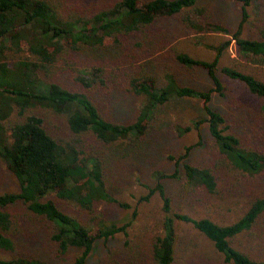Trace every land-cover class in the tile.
Segmentation results:
<instances>
[{
    "label": "trees",
    "instance_id": "obj_1",
    "mask_svg": "<svg viewBox=\"0 0 264 264\" xmlns=\"http://www.w3.org/2000/svg\"><path fill=\"white\" fill-rule=\"evenodd\" d=\"M197 1L116 0L94 13H85L76 8L75 12L69 8L63 10L64 0H0V160L19 183L18 192L0 194V251L12 253L15 250L18 228L11 208L16 205H24L30 215L50 226V240L59 255L71 249L80 251L71 264H85L97 240L107 241L118 233L126 236L128 224L90 227L66 213L50 198L86 212L93 211L101 203L127 208L107 188L105 174L112 170L111 159H115L117 167L119 148L124 151L129 144L142 145L154 129L153 122L159 110L168 108L175 99L199 101L205 119L195 122L194 127L206 123L213 146L229 169L253 177L264 171V153L259 151L258 145L248 144L257 130L250 137L238 134L223 114L210 106L212 94H223L224 90L218 75L223 46L216 49L213 60L206 61L185 52H174L169 48L175 39L173 34L169 36L167 30L159 33L153 30L154 22L159 18L180 16L191 10L201 14L196 8ZM236 1L245 7L250 0ZM243 17H247L244 8ZM203 20L202 14L199 20L185 19L190 28L229 34L219 25L203 26ZM109 40L120 50L134 40L133 44L142 49L141 57L145 58L164 60L173 52L172 65L205 71L212 88L201 90L181 86L171 73L165 74L164 83L159 84L156 76L147 74L144 66L139 69L137 64L127 75V80L131 92L142 100V104L132 122L111 121L104 116L100 99L92 89L101 86L103 93L110 92L111 86H106L103 80L105 63L122 57H125L122 61L127 62L133 56L122 52L121 56L115 57L113 51L103 59L101 51L107 49ZM233 40L241 56L264 59V31L260 37L249 39L238 30L233 34ZM23 51L33 60L24 56L15 60V56H11ZM64 57L72 58L68 62L77 90L44 80L51 77L52 68ZM220 72L259 98L260 111L264 115V81L230 67H224ZM176 128L179 135L191 130V127ZM191 148L188 146L183 155L169 159L179 165L187 159ZM182 167L181 185L185 192L217 193L218 176L213 169L187 162ZM176 176V173L158 172L153 175L152 187L143 184L147 193L139 201L148 202L157 195L164 214L162 234L154 236L152 244V264H176V223L191 225L212 243L225 264H264V259L255 260L232 246L237 237L251 234L263 217L264 197L256 196L243 215L230 224L221 225L206 217L197 219L173 211L163 182ZM204 259L205 256L192 254L185 264H202ZM0 264L49 263L20 256L0 259Z\"/></svg>",
    "mask_w": 264,
    "mask_h": 264
},
{
    "label": "rangeland",
    "instance_id": "obj_2",
    "mask_svg": "<svg viewBox=\"0 0 264 264\" xmlns=\"http://www.w3.org/2000/svg\"><path fill=\"white\" fill-rule=\"evenodd\" d=\"M115 1L64 0L63 10L68 11L69 8L75 12L76 8L84 10L85 13H94ZM55 2L53 1L54 4ZM196 8L205 17V21H202L203 26L219 25L227 29L229 34L212 32L208 28L207 31H199L188 27L185 21L187 17L201 19V14L192 10L183 12L180 16L159 18L154 22L153 30H157L156 33L167 30L169 36L173 34L175 39L171 41L169 48H173L174 52H185L191 57L206 61L213 60L217 53L216 49L223 46L218 63V75L224 90L223 94H212L210 106L221 112L238 134L250 137L253 131L257 130L248 144L258 145L259 151L264 153V115L260 111L261 100L251 95L241 83L228 79L220 72V69L230 67L264 81V59L241 56L233 40V34L238 30L244 38L260 37L264 31V0H250L249 5L245 7L242 2L236 0H198ZM243 8L247 14L246 19L243 17ZM133 42L134 40L120 50L109 40L106 43L107 49L101 51L103 59L113 51L115 57L122 52L133 56L127 62L122 61L125 58L122 57L115 58V62L105 63L106 77L103 80L106 86H111L110 92L103 93L104 87L100 85V89L97 86L92 89L98 95L101 109L107 119L123 124L135 119L142 100L131 92L127 75L134 71L133 68L137 64L140 66L139 69L144 66L147 74L156 76L159 84L164 83L165 74L171 73L181 86L201 90L212 88L205 71L172 65L170 58L173 52L164 60H156V57L145 58L141 57L142 49L136 47ZM225 44L227 45L224 46ZM27 53L23 51L11 56H15V60L23 56L33 60ZM70 59L72 58L64 57L52 68L50 78H41L59 83L67 89L77 90L78 86L68 62ZM204 119L205 114L198 100L175 99L168 108L159 110L153 122L154 129L142 141V145L129 144L124 151L119 148L120 154L116 156L117 167L115 159H111L112 170L107 171L105 176L110 194L127 208H122L118 204L101 203L93 211L86 212L61 204L54 197L50 198L66 213L90 227L110 223H116L118 226L128 224L126 236L118 233L107 241L97 240L85 264H152L151 249L154 236L162 234L164 218L162 201L157 195L148 202L139 200L147 193L143 184L151 187L154 185L155 173L177 174L175 178L163 182L172 200L173 211L183 212L197 219L206 217L221 225L230 224L243 215L250 201L256 196L264 197V171L253 177L242 176L241 173L229 169L214 148L212 139L206 131V123H200L198 128L194 127L195 122H202ZM57 123L55 127L58 126ZM177 126L191 127V130L179 135ZM188 146L192 148L185 161L176 165L169 159L170 156L177 158L183 155ZM184 162L213 169L218 176L217 193L207 195L202 191L195 194L185 192L181 185ZM18 191L17 179L0 160V194ZM11 211L15 215L18 228L16 246L12 253L0 251V259L25 256L49 264H71L80 254V251L71 249L59 255L55 251L56 246L50 240V226L30 215L24 205H16ZM176 230V264H185L186 258L192 254L205 256L202 264H225L222 257L215 252L212 243L191 225L176 223ZM232 246L255 260L264 259V215L251 234L237 237L232 241Z\"/></svg>",
    "mask_w": 264,
    "mask_h": 264
}]
</instances>
